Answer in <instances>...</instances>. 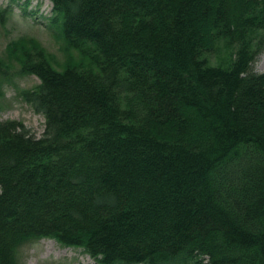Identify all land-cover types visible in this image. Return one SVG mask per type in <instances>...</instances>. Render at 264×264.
Here are the masks:
<instances>
[{"label":"trees","instance_id":"1","mask_svg":"<svg viewBox=\"0 0 264 264\" xmlns=\"http://www.w3.org/2000/svg\"><path fill=\"white\" fill-rule=\"evenodd\" d=\"M0 56V264L51 239L97 264H264V0H50ZM8 8L0 11V20ZM72 52L76 54L73 56Z\"/></svg>","mask_w":264,"mask_h":264},{"label":"rangeland","instance_id":"2","mask_svg":"<svg viewBox=\"0 0 264 264\" xmlns=\"http://www.w3.org/2000/svg\"><path fill=\"white\" fill-rule=\"evenodd\" d=\"M5 11L0 20V56H4L6 45L19 37L35 39L48 53L53 54L59 67L65 62L61 42L55 38V29L49 26L52 5L49 0H0V11ZM76 58V54L72 52ZM264 53L255 64V72H264ZM39 81L35 76H12L11 82L1 87L0 122L14 120L22 122L35 137L44 129V118L32 111L17 92L32 89ZM20 264H97L81 249L63 247L51 239H41L22 247Z\"/></svg>","mask_w":264,"mask_h":264},{"label":"bare ground","instance_id":"3","mask_svg":"<svg viewBox=\"0 0 264 264\" xmlns=\"http://www.w3.org/2000/svg\"><path fill=\"white\" fill-rule=\"evenodd\" d=\"M262 63H263V65H264V58H263V62H262Z\"/></svg>","mask_w":264,"mask_h":264}]
</instances>
